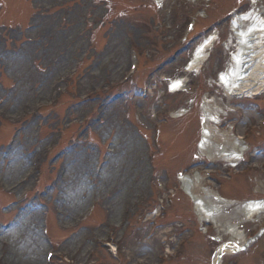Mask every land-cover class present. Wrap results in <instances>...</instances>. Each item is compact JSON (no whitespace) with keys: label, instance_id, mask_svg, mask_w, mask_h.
<instances>
[{"label":"rangeland","instance_id":"obj_1","mask_svg":"<svg viewBox=\"0 0 264 264\" xmlns=\"http://www.w3.org/2000/svg\"><path fill=\"white\" fill-rule=\"evenodd\" d=\"M249 10L264 16V0H0V151L16 129V141L21 139L18 157L27 155L9 183L5 160L11 152H0L5 165L0 175L5 184L0 224L5 228L0 225V231L23 234L14 241L0 235V264H29L26 233L39 240L38 264H212L219 244L214 237L231 238L225 227L249 237L264 226V213L248 220L242 211L247 202L264 199V128L257 126L264 116V95L238 101L217 82V73L228 67L237 48L231 20ZM189 20L196 23L192 34L185 29ZM209 34L219 39L208 60L197 74H187L196 46ZM187 35L192 36L189 43L178 46ZM128 41L137 46L141 62L123 84ZM115 58L121 66L113 67ZM75 67L71 87L42 111L49 116L42 121L32 104L45 100L51 78ZM180 77L182 87L171 89ZM142 86L150 91L145 98ZM39 87L41 95L35 93ZM206 101H212L220 132L250 135L253 151L245 154L246 162L234 166L212 161L198 151L202 119L210 108ZM105 117L114 124L102 125ZM159 120L162 138L156 150L151 134ZM45 147L50 153L27 181V203L18 207L19 189L12 192L8 184ZM110 157L119 174L100 191L93 169L102 162V176ZM190 170L204 176L202 183L216 194L209 198L207 206L214 214L208 222L199 219L193 199L183 191L158 206L169 189H179L180 176L190 175ZM165 172L173 179L168 189ZM68 193L75 199L65 213L61 202ZM94 200L97 208L84 222ZM25 214H32L34 221L22 229ZM42 227L49 230V242L41 235ZM108 242L116 246L115 255ZM47 250L54 252L51 262L44 259ZM222 264H264V232L247 250L224 255Z\"/></svg>","mask_w":264,"mask_h":264},{"label":"bare ground","instance_id":"obj_2","mask_svg":"<svg viewBox=\"0 0 264 264\" xmlns=\"http://www.w3.org/2000/svg\"><path fill=\"white\" fill-rule=\"evenodd\" d=\"M259 15L260 13L255 14L248 12L236 17L232 22V30L235 31L238 40L237 49L231 58L228 68L219 76V82L226 89L227 94L236 91L247 92L250 96L257 93H264V20L261 19V15ZM213 37V35L208 36L197 46L188 64L187 72L201 68L203 62L206 60L207 52L215 43ZM113 62V67H119L122 65V62L118 58L113 59ZM181 82L180 79L174 81L171 84L172 88L175 89L181 87ZM42 90L43 87H40L36 93L41 94ZM13 97L14 95H11L12 99ZM211 104V102L206 103L209 107ZM207 112L209 113L208 115L210 118H212L214 115L213 109L209 108ZM213 119H215V117H213ZM114 122L115 120L108 121L107 117H105L102 120V125H113ZM214 123L216 122L214 121ZM25 136L28 137L29 134H25ZM227 145L232 146L231 148L234 150L231 152L228 151L226 148ZM240 146L239 142H236L235 139L230 137L227 133H220L216 129L206 127L203 132L200 151L205 153L207 157L211 159H215L217 156H219V159L220 157L236 159L243 152ZM214 147L222 148L218 153H215L213 152ZM17 150L16 147L12 149L10 162L6 167V178L9 183L12 180V176L19 172L25 165L24 161L17 156ZM110 158L99 179L100 191H102V188H105L104 190H106L110 187L119 174V165L116 164L112 157ZM180 181L186 195L194 199L196 209L201 218L207 220L212 219L211 217H213L212 214H214V212H211V208L209 209L207 205L209 203L208 198L215 195L213 191L206 189L205 185L202 184V178L199 176L193 178L182 176ZM73 194L74 193H68L66 195L63 194L62 196L61 206L62 208L64 207L65 213L67 212L68 206L73 203V200L75 199ZM79 202L75 209L80 208L81 202ZM111 207L112 206H110V208ZM111 210L112 212L114 211L113 208ZM242 211L247 217L253 219L255 216L264 212V201L262 203L248 202L242 207ZM23 218L25 221H21L22 229L24 225L26 227V224L30 225L31 222L34 221L32 214H25ZM225 229L224 232L229 233L232 236V241L236 244L243 245L246 242V239L238 233L236 228L228 225ZM21 232L22 231H0V235H5V237L9 239L11 237L14 241L23 236ZM30 237L31 235L26 233L24 248L29 257V259L27 258V262L29 264H38L40 258L38 257V248L36 244L38 243L39 246V240H36L35 237Z\"/></svg>","mask_w":264,"mask_h":264},{"label":"water","instance_id":"obj_3","mask_svg":"<svg viewBox=\"0 0 264 264\" xmlns=\"http://www.w3.org/2000/svg\"><path fill=\"white\" fill-rule=\"evenodd\" d=\"M221 254H222V253H221V251H220V252L218 253V255H217V256H218V257H220V256H221Z\"/></svg>","mask_w":264,"mask_h":264}]
</instances>
